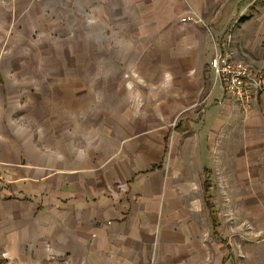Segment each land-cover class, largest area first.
<instances>
[{"label": "crops", "instance_id": "0c3cea01", "mask_svg": "<svg viewBox=\"0 0 264 264\" xmlns=\"http://www.w3.org/2000/svg\"><path fill=\"white\" fill-rule=\"evenodd\" d=\"M44 1L52 18L69 24L76 16L78 31L89 30L100 42L96 52L102 50L112 63L146 70L148 110L158 108L170 117L182 113L179 129L175 125L172 130V147L170 134L158 132L162 125L156 122L145 124L152 130L148 135L128 138L116 132L138 130L137 123L101 124L102 139L91 136L86 155L27 144L23 157L3 169L0 182L2 264H264V241L253 237V243H234L222 221L224 215L243 211V194L236 191L242 182L234 174L240 151L220 146V141L237 139L243 120L219 102L223 93L213 90L210 67L216 12L225 13L229 0H221L220 9L213 7L214 0ZM254 3L242 7V18L234 23L240 22L232 24L219 45L231 52L238 46L233 57L263 67L264 22ZM187 16L203 20L183 23ZM152 97L161 99L152 104ZM242 117L247 121L242 168L251 175L243 183L253 187L247 197L255 203L251 215L257 218L264 213V196L256 189L264 185L256 176L264 171V94ZM206 140L209 151L200 147ZM109 148L112 152L106 154ZM223 153L230 154V167L220 166ZM208 159L217 172L236 177V185L216 180L215 165ZM206 169L213 178L218 237L206 207ZM259 231V225L253 226L252 234Z\"/></svg>", "mask_w": 264, "mask_h": 264}, {"label": "rangeland", "instance_id": "374dc122", "mask_svg": "<svg viewBox=\"0 0 264 264\" xmlns=\"http://www.w3.org/2000/svg\"><path fill=\"white\" fill-rule=\"evenodd\" d=\"M220 1L214 0L215 9L221 8ZM252 1L257 6H254V12L264 22V0H229L225 13L220 10L216 12L218 21L213 24L216 35L213 33L211 36L212 43L224 41L228 31L232 29V24L237 25L240 22L234 23L243 13L242 7ZM45 3L44 0H0V74L3 77L0 79V182L5 179L6 171L3 169L7 164L23 157L22 150L27 144L35 143L45 146L46 149H59L58 151L68 154L74 151L86 155L89 151L86 141L91 136L94 141L102 139L98 132L101 124L137 123L138 130L126 128L116 132L119 136L128 138L132 133L148 135L152 130L145 124L156 122L163 126H160L158 132L162 130L170 134L172 147L175 138L172 130L180 120L182 112L170 117L159 112L158 108L154 111L148 110L145 105L147 81L143 75L146 70L143 67L112 63L102 50L96 52L98 47L101 48L100 42L98 45L94 35H89V30L78 31L76 16H73L75 18L69 24L63 21L65 19L52 18L51 14L47 15L50 6ZM234 49L233 55L239 51L238 46ZM236 58L235 61L242 60ZM260 59L264 60V54ZM253 66L262 69L264 67ZM2 80L6 84L4 89ZM152 98V104H157L161 99ZM219 102L230 107L227 108L230 114L235 113L245 121L242 117L245 112L240 110L238 104L225 99ZM113 104L115 108L112 109ZM131 108L133 112L127 111ZM197 113H201V110ZM243 121L237 125L240 129H237L238 137L234 142L220 141V146L226 151H234L236 148L240 151L239 172L234 174H239L242 182V186L237 187L236 191L243 194V203H240L243 211L239 216L224 215L222 220L226 227L225 233L233 237L232 242L237 244L253 243L256 241L253 237H257V241H264V213L260 212L257 218L251 215L253 207L256 206L247 196L253 187L243 183L251 179L250 173L242 168L246 163L242 155L246 150L244 132L247 125V121ZM90 127H93L92 133L88 131ZM208 145V140L204 144L200 143V147L203 146L209 151ZM109 150L112 149H107L106 154L112 152ZM222 156L220 166L230 167V154L223 153ZM208 162L215 165L216 180L226 179L236 185V177L228 171L217 172L218 168L213 159H208ZM256 176L264 179V171L261 170ZM256 189L264 196V185L257 186ZM218 190L215 192L220 196ZM261 205L264 208V200ZM235 206L239 210L238 204ZM229 207L235 209L233 203ZM257 225L260 226L259 233L252 234L253 226ZM244 256L247 257L248 252ZM1 259L0 264L5 263Z\"/></svg>", "mask_w": 264, "mask_h": 264}, {"label": "built area", "instance_id": "2783aa9c", "mask_svg": "<svg viewBox=\"0 0 264 264\" xmlns=\"http://www.w3.org/2000/svg\"><path fill=\"white\" fill-rule=\"evenodd\" d=\"M202 22L200 18L187 16L188 21ZM210 67L214 73L212 88H221L223 99L235 102L245 113H248L257 98L264 94V68L235 61L231 51H225L215 42V51Z\"/></svg>", "mask_w": 264, "mask_h": 264}, {"label": "trees", "instance_id": "16d2710c", "mask_svg": "<svg viewBox=\"0 0 264 264\" xmlns=\"http://www.w3.org/2000/svg\"><path fill=\"white\" fill-rule=\"evenodd\" d=\"M177 126V125H176ZM175 129H179L178 126L175 127ZM205 185H204V192H206V207L210 209V217H211V222L213 223V235L216 237L218 235L217 230L220 227V224L217 219V211L215 210L214 204L212 202L213 198V192H212V180L213 178L211 177V173L208 169L205 171ZM218 237V236H217Z\"/></svg>", "mask_w": 264, "mask_h": 264}]
</instances>
